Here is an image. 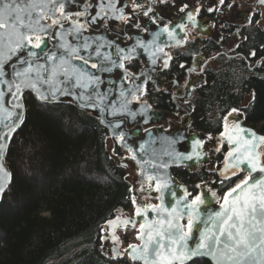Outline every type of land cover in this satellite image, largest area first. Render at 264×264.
<instances>
[{
	"label": "snow or ice",
	"instance_id": "snow-or-ice-1",
	"mask_svg": "<svg viewBox=\"0 0 264 264\" xmlns=\"http://www.w3.org/2000/svg\"><path fill=\"white\" fill-rule=\"evenodd\" d=\"M257 3L264 5V0ZM159 4H167V0H159ZM225 7L233 9L239 5L235 0H216L207 11L222 13ZM200 10L186 0H182L179 8L194 26ZM154 12L159 15L157 0H0V196L11 180L5 156L14 134L25 121V91L47 103H60L62 98H69L68 103L96 112L113 138L122 145L125 143V119L144 116L129 105L133 101L141 102L140 96L147 94L150 79L149 74L137 77L129 71L134 66L131 64L135 59L133 53L137 48L151 52V64L155 66L161 59L166 69L172 57L163 53V47L169 45L160 37L166 36L175 46H181L189 35L183 22L169 20L161 26L164 17L160 15L158 20L157 15H152ZM258 16V10L251 9L245 17V26L253 23L258 26ZM145 17L157 30L150 41L137 40L130 49L90 34L94 26L106 28L107 20L123 21L125 25L147 31L146 25L139 23ZM177 29L185 35L179 36ZM236 48L239 44L233 46V50ZM256 56L253 49L244 59ZM249 67H264V57ZM187 71L196 73L197 67ZM113 72H120L119 81H109L113 88L102 90L103 75ZM129 80H139V83L130 88L127 87ZM118 82L119 101L114 91ZM183 103L189 101L185 99ZM243 119H246L244 113L237 108L223 115V130L215 151L219 152L227 143L224 166L213 164L211 171L215 178L201 180L193 186V191L183 188L178 196L169 183L170 178L157 171L146 178L141 173V187L136 191H145L146 182L148 188L158 193L155 197L158 203L138 204L130 188L133 216L125 217L121 212L104 222L99 235L101 250L108 241L113 245L110 250L113 260L127 254L134 264H187L194 257H205L208 264H264V134L244 126ZM213 139L209 134L207 140ZM176 143L172 139L161 141L167 146L163 155L168 159L152 163V169H167L185 161H208L201 151L204 140L194 138L192 151L187 154L175 150ZM138 150L144 152V145H139ZM128 151L136 161L137 151L132 147ZM165 194L171 197V203L165 204ZM212 202L218 207H212ZM129 228L135 230L140 243H129L121 251L116 230ZM194 237V243H189Z\"/></svg>",
	"mask_w": 264,
	"mask_h": 264
},
{
	"label": "trees",
	"instance_id": "trees-1",
	"mask_svg": "<svg viewBox=\"0 0 264 264\" xmlns=\"http://www.w3.org/2000/svg\"><path fill=\"white\" fill-rule=\"evenodd\" d=\"M210 81L196 103V130L219 134L223 115L253 90L244 120L264 134L263 79L236 75L228 65ZM23 101L25 121L5 160L12 178L0 204V264H133L127 257L108 260L100 250L104 222L118 211L133 212L122 150L109 151L107 130L72 103L48 105L30 95ZM173 175L189 191L204 180L203 171L180 168Z\"/></svg>",
	"mask_w": 264,
	"mask_h": 264
},
{
	"label": "flooded vegetation",
	"instance_id": "flooded-vegetation-1",
	"mask_svg": "<svg viewBox=\"0 0 264 264\" xmlns=\"http://www.w3.org/2000/svg\"><path fill=\"white\" fill-rule=\"evenodd\" d=\"M125 2H130V0H125ZM186 2L193 8L199 7L201 9L199 14L195 16L197 21L195 26L184 18L183 13L179 12L182 0H167V4L164 5H160L159 0H157L159 15L156 12L152 13V15H157L158 20L160 15L164 17L161 26L163 23H168L169 20L173 23H185V31L189 34L187 40L181 46H175V42L168 40L166 36L160 37L161 41H165L169 45L167 47L161 45L163 53H167L172 57L169 60V67L163 68V60L161 59L157 60L155 66L149 61V71L138 59H134L131 62L134 66L129 67V71L137 77H140L142 73L150 75L147 94L140 96V103L134 102L137 104L146 103L153 111L161 113L158 119L159 122L155 125H149L145 128L140 124H135L128 128L131 132L140 129L141 136L146 131L157 130L166 134L174 131L177 133L185 131L187 137L195 133L208 136L202 131L196 130L194 126L196 103L199 97L207 91L209 85L212 84L210 77L225 69L228 65L236 75L240 76L244 73L247 78L255 77L264 80V67H249V64L255 66L256 61L264 57V24L262 26L260 24L264 17V5L258 4L257 0H235L239 7L233 9L225 7L222 13H218L207 11L208 7L215 5L216 0H186ZM253 8L259 12L258 19L260 23L258 26L255 23L251 26H245V17ZM93 14L95 13L93 12ZM139 23L146 25L148 30L145 31L143 28L137 29L134 26L125 25L123 21L119 20H107L104 22L107 25L106 28L103 25L94 26L91 31L97 34L100 32L112 34L117 43L125 46H129L137 40L150 41L153 32L157 30V26L149 23L146 17L141 18ZM237 29H240L238 34ZM177 33L179 36L185 35V32H181L179 29H177ZM243 37H247V39H242ZM236 44H239V48L233 50V46ZM253 49L256 50L257 56L251 58V60L244 59V57H248L250 50ZM152 51L155 52L156 50L153 49ZM163 53L157 52V55H163ZM181 64L185 67H180ZM193 66L197 67V72L189 73L187 69ZM201 68H203L202 73ZM114 76L117 77L120 74ZM245 80L246 78H244ZM130 84L133 85L134 82L129 80L127 85ZM248 96L252 101L255 96L254 91L251 90L243 95L241 104L237 107L242 112L251 104L250 101V103L242 105L245 97ZM185 99L189 101L188 104L183 103ZM215 112H217V108L206 112V118L209 115H215ZM178 113L179 115H177ZM211 136L214 138L213 140H205L204 149L206 152L209 150V154L211 152L219 154L225 149L227 151V147L223 145L220 151L216 152L215 147L219 146V134H211ZM108 140L110 139L108 138ZM113 142L117 146L116 141ZM122 152L123 155L118 157V160L129 161V153L123 150ZM120 163L122 166L126 165V167H123L127 170L129 164L122 161ZM131 164L134 166L132 162ZM153 196L156 197L157 194H147L143 191L136 194V200L138 204L139 202L157 203L154 201L156 199ZM145 197H148L146 201Z\"/></svg>",
	"mask_w": 264,
	"mask_h": 264
},
{
	"label": "water",
	"instance_id": "water-1",
	"mask_svg": "<svg viewBox=\"0 0 264 264\" xmlns=\"http://www.w3.org/2000/svg\"><path fill=\"white\" fill-rule=\"evenodd\" d=\"M90 34L94 35V36H103L106 41H115V42L117 41L112 34L109 35V34H106L104 32H100L99 34H97L95 32H92L91 30H90ZM141 41H144V39H142ZM134 44H135V41H133L131 43V45H129V46H125V45H122V44L120 46L130 49ZM151 54H152L151 52L146 53L144 50L137 48V51L135 53H133V56L135 57V59L141 60L142 64H144L146 66V68L148 69V71H149V61H150L149 57L151 56ZM118 74H120V72H113V73H110V74H104L103 75V79L105 80V84L102 86V90L113 88V85H111L108 82L112 81V80L119 81V77L120 76H117V77L114 76V75H118ZM134 83H139V80L135 81ZM127 87L131 88V87H133V85L130 84V85H127ZM118 89H119V82L115 86V90H114L115 91V98H116L117 101H119V99H120L119 96H118ZM28 95L33 97L36 101H40L30 91H25L24 95H23V98L25 96H28ZM62 99H63V102H68L69 98H62ZM40 102H42V101H40ZM63 102H60V103H63ZM42 103H45V104H48V105L49 104H60V103H47V102H42ZM72 104L74 106H76L75 103H72ZM129 107H135L136 112L137 113L143 112L144 116L141 117V116L137 115L135 120L131 119V117H128L127 119H125V122L123 124V131H124V133L126 135V141L122 145V144H120L118 142L117 139L113 138L112 132L106 126V124L105 123H101V118L98 117V114L96 112H94L92 110L81 109V108H78L76 106L77 109H79L81 111L82 110L85 111L86 113H88L91 116H93L96 120H98L99 125L103 129L107 130L108 138L110 140L116 141L117 146L121 150H123L125 152L127 151L129 153L128 160L134 164L136 174L138 175L137 176V182H139L138 189L141 187V183H142V179H143L142 176H141V173H143L144 174V178H146V176L151 174L153 171H157L158 174H161V175L165 176V178H170L169 179V183L171 184L172 189L174 191H176L177 195L179 196L182 193L183 188H187V186L185 184H183L182 182H179V180H177L175 178V176L173 175V170L182 168V169H186L187 172L191 174L192 172L197 170L199 167H201L203 165H206L208 163V161L207 162H205V161H185L182 165H179V166H170L167 169L154 170V169L151 168V164L152 163L159 162L162 159L163 160H167L168 159V157L163 155V150L167 149V146L166 145H162L161 141L165 140V139L176 140V141H178V143H176L175 146H174L175 150L187 154V153L192 151V141H193L194 138H198V139H201V140H204V141H205V138L203 136H198L197 133L192 134L189 137H187L185 131L178 132V133L174 131V132L168 133V134H166L164 132H161V131H158V130L157 131H146V133L143 136H141L140 129H136V131L131 132L130 129H128V128H131L135 124H140L142 127H145V128L147 126H149V125L157 124V122H159L158 119H159V115H161V113L158 112V111H156V112L153 111L151 109V107H149V105L146 104V103L145 104L144 103L143 104H137V103H135L133 101V103L130 104ZM107 119H112V117H107ZM145 120H147L148 122L145 123ZM243 125L246 126L249 129L255 130L258 134H261V133H259V131L256 128H254L253 126L251 127L249 124H246L244 119H243ZM19 129L17 130V132L19 131ZM16 133L14 134L13 138L16 136ZM141 144L144 145V148H145L144 152H140L138 150L139 149V145H141ZM224 145L227 147V151H228L227 143H225ZM128 147H132L134 150L137 151V160L136 161L131 159L132 153H130L128 151ZM8 148H9V146H8ZM168 150H170V149H168ZM201 151H202V153L206 154L204 152V147H203V149ZM227 151H226V153H227ZM6 157H7V155L5 156V160H6ZM137 161H139V163ZM223 166H224V159H223L221 167H223ZM6 168L9 171L7 166H6ZM10 183H11V180H10V182H8L7 187H6L5 191H4V193L2 194V196H0V204H1V201L3 199L2 198L3 195L9 189ZM147 188H148L147 187V183L145 182V191L144 192L147 193V194L156 193L151 188H148V189ZM153 188H154V182H153ZM138 192H143V191H138ZM156 194L158 195V193H156ZM164 199H165V204H169V203L172 202L171 201V197H169L167 194H165V198ZM156 202L158 203L157 200H156ZM207 203L208 202L206 201V204ZM212 207H218V205H215V203L212 202ZM132 216H129V217H132ZM149 216L151 217L152 214L149 213ZM137 227H138V225H137ZM129 230L130 231H135L132 228H129L127 231H129ZM119 231H125V230L117 229L116 230V234L117 235H118ZM194 240H195V237L193 238V241H190L189 243H194ZM120 241H121V237H120ZM139 243H140V241L136 239V243H133V244H139ZM112 247H113V245L110 244L108 241L104 242L103 250H101V245H100V250L102 251V253H103L102 255H103L104 258H107L108 260H111V261H120L121 259H124L125 257H127V259L130 261V263L134 264V262L128 257L127 254H125L123 256V258H121V259L113 260L111 258V252H110ZM119 247H120V250L123 251L122 250V247H123L122 243L120 244ZM104 250L107 251V252L104 253ZM195 260H202V261H204V262L206 261L208 263V259L205 258V257H194L191 260H189L187 262V264H189L191 262H194Z\"/></svg>",
	"mask_w": 264,
	"mask_h": 264
},
{
	"label": "rangeland",
	"instance_id": "rangeland-1",
	"mask_svg": "<svg viewBox=\"0 0 264 264\" xmlns=\"http://www.w3.org/2000/svg\"><path fill=\"white\" fill-rule=\"evenodd\" d=\"M260 24H261V26L264 24V17L262 18V21H261ZM250 101H251V98L249 96L245 97L244 103L242 105H244L246 103H250ZM197 134H198V136H203L205 138V140H207L208 136L203 135L201 133L200 134L197 133ZM107 145H108L109 151H111L113 149L114 142L111 141V140H108ZM208 151L209 150H207V152H206V150L204 149V152L207 154V157H208V163L206 165H203V166L199 167L197 170H195L192 173H200L201 171H203L204 180L210 181V180L214 179V175L212 174V171H211L212 165L216 164L219 167L222 166V162H223V159H224L223 156L225 154V151H223L224 153L222 152V153H219V154H215L214 152H211L209 154ZM120 161H122L124 163L127 162L129 164V166L127 168L128 181L130 182L132 190L135 193V195L139 194L140 192L136 191V190H138L139 182H137V176L138 175L135 173L134 166L129 161H125V160H120ZM153 197L155 198V196H153ZM154 201L156 202V200H154ZM146 203L152 204L153 202L152 203L151 202H146ZM139 204H142V203L139 202ZM120 213H121V211H118L117 214L119 215ZM123 214H124V216H127V217H129L131 215L130 213H125V212H123ZM126 232H129V231H120L118 233V235L121 237V243H122V246H123L122 250L124 248H126L129 243H132V244L136 243V235H135L136 232L135 231H131V233L134 232L135 236H133L131 233H130V235H128ZM105 252H107V251L104 250V253Z\"/></svg>",
	"mask_w": 264,
	"mask_h": 264
}]
</instances>
